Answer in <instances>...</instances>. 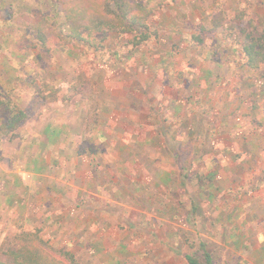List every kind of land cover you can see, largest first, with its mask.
I'll use <instances>...</instances> for the list:
<instances>
[{
    "label": "rangeland",
    "instance_id": "obj_1",
    "mask_svg": "<svg viewBox=\"0 0 264 264\" xmlns=\"http://www.w3.org/2000/svg\"><path fill=\"white\" fill-rule=\"evenodd\" d=\"M63 1L0 0V140L10 130L6 126L12 116L23 113L29 131H44V126L52 123L54 127L66 124L69 108H75L79 147L91 148L100 157L91 154L90 160L84 159L99 166L94 169L95 181L104 189L101 187V192L100 186L96 187L97 197L109 202L110 211L125 214L130 222L135 220L137 264H189L186 254L203 261V247L214 264H264V251L257 249L255 253L252 247L240 246L239 241L248 240L239 238L235 248L233 240L221 237L234 228L241 229L240 224L234 228L226 224L225 216L230 206H235L230 201L247 198L243 186L224 189V175L213 169L221 163L215 158L218 155L221 161L227 150L239 153L232 142L236 135L232 131L220 137L225 132L217 126L212 133L220 148L217 143L201 144L207 153L217 155L214 160L200 157L196 138L187 135V124L195 119L187 114L182 119L180 111L190 95L191 102L204 94H191L188 80L183 81L181 71L178 73L188 57L198 65L197 55L213 51L214 46L220 52L224 41L228 42L224 48L238 45L242 51L241 29L250 20L259 30L264 29V0L169 1L148 19L146 40L138 43L142 31L110 30L95 34L92 46L64 37ZM118 2L122 0L109 2L110 9L117 10ZM32 12L45 16L42 27L46 28L44 34L49 32V50L42 45ZM236 24L237 30L233 27ZM191 75L189 81L194 82L198 76ZM197 86L202 87L201 80ZM169 99L173 103L168 104ZM19 122L21 125L22 119ZM66 131L68 134L67 127ZM86 137L91 140L85 141ZM18 138H22L19 129L12 133V139ZM249 145L252 149L255 142ZM8 150L12 152L13 146ZM240 179L242 174H234L232 183ZM33 230H40V237L64 264H100L88 256V262L80 260L75 253V260H71L63 254L70 251L41 224L1 220L0 259H12L9 249L17 233Z\"/></svg>",
    "mask_w": 264,
    "mask_h": 264
},
{
    "label": "crops",
    "instance_id": "obj_2",
    "mask_svg": "<svg viewBox=\"0 0 264 264\" xmlns=\"http://www.w3.org/2000/svg\"><path fill=\"white\" fill-rule=\"evenodd\" d=\"M227 43L224 41L221 44L220 52L213 45V51L197 55L198 65L192 64V57L181 63L178 73L181 71L183 81L188 80L187 89L191 94L202 92L204 95L201 98L205 101L197 98L190 102V95L189 103L181 105L180 113L182 119L188 115V118L194 117L195 122L187 124V135L196 138L194 142L197 143L198 154L204 159L214 160L217 155L207 153L201 146L206 142L218 144L213 140L218 138L212 133L217 126L221 125L220 129L225 132L220 137L232 131L236 135L232 142L239 153L235 155L227 150L221 161L218 155L215 158L221 163L213 169H218L221 177L224 175V189L243 186L247 198L240 202L237 198L230 201L235 206H230L225 216L228 219L226 224L233 228L234 224H240L241 229L237 231L234 228L228 236L221 237L233 240L235 248H238L239 238L248 240L239 241L240 246L252 247L257 253V249L264 251V63L257 70L250 69L243 50L238 45L224 48ZM199 44H204L202 38ZM184 51L189 54L188 48ZM153 62L161 60L154 59ZM190 74H196L198 78L194 82L189 81ZM198 80H201L203 91L197 86ZM170 102L173 103L171 99L168 104ZM133 106L137 108L136 104ZM181 106L177 105L178 108ZM69 111L70 120L63 126L54 127L56 124L52 123V126H44V131H29L28 124L24 122L27 119L25 116L21 125L19 122L1 136L0 215L3 218L0 220L4 223L21 221L41 224L44 231L56 236L62 247L75 253L80 260L88 262V256L97 259L100 264H137L135 220L130 222L125 214L121 216L119 211L116 214L110 211L109 202L97 197L95 189L99 184L95 181L94 169L98 170L99 166L94 167L92 162L84 161L90 160L91 154L96 155V152L79 147V136L75 130L78 125L77 111L75 108H69ZM72 115L76 117L74 120ZM35 123L40 127L43 125L38 121ZM18 129L22 138L14 140L12 133ZM202 137L206 139L202 140ZM84 140L91 139L86 137ZM250 141L255 142L252 149ZM141 142H145L144 138ZM11 145L14 148L12 152L8 150ZM216 147L220 148V145ZM111 152L116 153L114 149ZM132 152L135 153V149ZM12 159L21 161L14 163L10 161ZM234 174H242V180L232 183ZM246 175L249 177L245 178ZM99 186L98 190L102 192L104 186ZM252 239L255 240L254 246L250 243Z\"/></svg>",
    "mask_w": 264,
    "mask_h": 264
},
{
    "label": "trees",
    "instance_id": "obj_3",
    "mask_svg": "<svg viewBox=\"0 0 264 264\" xmlns=\"http://www.w3.org/2000/svg\"><path fill=\"white\" fill-rule=\"evenodd\" d=\"M174 0H147L146 3L134 0H122L118 2L117 10H111L109 2L113 0H64L61 5L65 11V36L76 42L93 44L95 34L102 31L120 30L122 32L142 31L138 43L146 40L148 35L145 33L149 29L148 19L151 15L164 6L166 2ZM128 3V5H127ZM33 22L39 29V38L45 49H48L46 38L49 32L42 27L46 24L45 16L33 13ZM254 19V18H253ZM254 21L250 20L245 28L241 29L243 38L242 50L246 56V65L250 69L257 70L261 63H264V29L259 30L254 26ZM40 24V26H39ZM238 29L237 24L233 26ZM51 28H48L50 30ZM84 33H88L84 36ZM228 35V33H226ZM224 34V36H226ZM227 37V36H226ZM92 38V39H90ZM63 39V38H62ZM22 114L12 116L8 120L7 127L13 128L22 119ZM40 230L24 231L17 233L15 243L9 249L10 261L0 259V264H64L62 260L54 254V250L49 243L40 237ZM203 261L197 259L192 254H186L185 258L189 264H214L211 254L203 247ZM71 260H75L71 252H63Z\"/></svg>",
    "mask_w": 264,
    "mask_h": 264
}]
</instances>
